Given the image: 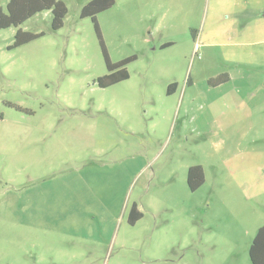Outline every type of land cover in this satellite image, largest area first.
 <instances>
[{"label":"rangeland","instance_id":"obj_1","mask_svg":"<svg viewBox=\"0 0 264 264\" xmlns=\"http://www.w3.org/2000/svg\"><path fill=\"white\" fill-rule=\"evenodd\" d=\"M63 1L59 29L45 10L0 30V264H252L264 0H115L97 16L108 55L136 59L107 87L90 0ZM19 28L44 35L11 47Z\"/></svg>","mask_w":264,"mask_h":264},{"label":"trees","instance_id":"obj_2","mask_svg":"<svg viewBox=\"0 0 264 264\" xmlns=\"http://www.w3.org/2000/svg\"><path fill=\"white\" fill-rule=\"evenodd\" d=\"M114 4L115 0H90L82 7L80 14L81 17H90L92 19L103 49L109 73L98 78L101 87H107L127 79L129 77L127 64L136 59V56H130L117 62H112L108 55L97 16L100 12L112 7ZM45 10H51L53 14V29L61 28L64 24V18L68 13V7L63 0H9L6 8L0 6V30L11 26L18 27L29 18ZM42 35H44V32H32L19 28L11 47L20 46ZM171 44L166 43L162 47ZM227 80H229V74H223L216 79L215 85ZM175 87L176 83H172L169 86L168 92H173ZM187 181L191 190H196L201 187L205 181L203 167L199 164L190 166ZM142 217L143 213L134 205L129 216V221L134 224ZM249 255L252 264H264V224L258 228L253 238L249 248Z\"/></svg>","mask_w":264,"mask_h":264},{"label":"crops","instance_id":"obj_3","mask_svg":"<svg viewBox=\"0 0 264 264\" xmlns=\"http://www.w3.org/2000/svg\"><path fill=\"white\" fill-rule=\"evenodd\" d=\"M249 10H250V8L248 9V8H246V7H244V11H241V12H249ZM167 43H170V42H167ZM164 44H166V43H163L162 45H164ZM250 78H249V76H245L244 77V80H249ZM229 80H232V75H230L229 74ZM229 80H227V81H229ZM227 81H225V82H227ZM188 83H189V81H188ZM222 84V83H221ZM262 226V225H261ZM260 227V226H259ZM258 230V229H257ZM257 232V231H256ZM256 234V233H255ZM255 236V235H254Z\"/></svg>","mask_w":264,"mask_h":264},{"label":"water","instance_id":"obj_4","mask_svg":"<svg viewBox=\"0 0 264 264\" xmlns=\"http://www.w3.org/2000/svg\"><path fill=\"white\" fill-rule=\"evenodd\" d=\"M263 16H264V12H263Z\"/></svg>","mask_w":264,"mask_h":264}]
</instances>
